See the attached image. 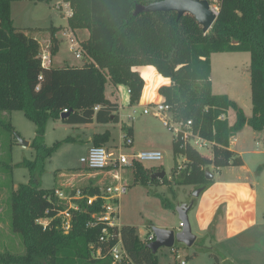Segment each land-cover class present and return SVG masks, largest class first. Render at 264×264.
Wrapping results in <instances>:
<instances>
[{
    "label": "trees",
    "instance_id": "16d2710c",
    "mask_svg": "<svg viewBox=\"0 0 264 264\" xmlns=\"http://www.w3.org/2000/svg\"><path fill=\"white\" fill-rule=\"evenodd\" d=\"M0 0V116L21 111L36 125L33 147L42 160L24 161L16 167L30 170L27 184L12 187L9 197L12 229L23 237L25 253H0L4 264H113L109 253L115 240L101 242L106 225L93 226V215L104 209L102 190L118 179L91 178L83 188L82 197L70 203L60 199V187L42 189L37 177L44 173V161L53 149L44 144L49 119H60L67 110L64 123L106 125L120 121V106L105 96L106 85L129 88L131 105L138 103L144 88L136 67L154 66L158 73L170 79L169 86L159 89L165 104L171 108L176 122L192 123L194 135L213 143L212 156H203L190 140H174V154L184 155L187 167L173 172L176 184H193L206 191L213 180L206 179L210 167L222 169L241 167V156L230 150L232 139L248 124L254 131H264V0H218V17L205 33L192 15L178 18L176 12L142 13L134 15L137 5H149L162 0H67L73 11L68 19L72 31H88L80 42L82 66L53 67L43 65L42 56L52 57L59 50L52 27L49 41H41L28 30L14 26L12 3ZM213 5V0H208ZM50 46V47H49ZM245 52L251 56V94L253 115L247 119L244 110L227 95H216L212 89L211 56L217 53ZM41 78V79H40ZM38 88V89H37ZM98 108V109H97ZM236 120L228 121L229 111ZM0 123L3 120L0 117ZM3 125L12 130L11 123ZM133 130L128 131L132 136ZM109 131L96 134L93 146L109 142ZM1 164V163H0ZM113 169V168H112ZM90 173H103L85 168ZM134 181L155 184L153 174L141 163L132 167ZM153 173V172H152ZM110 174V173H107ZM166 178L164 179L165 183ZM108 184V185H107ZM75 195L72 193L71 196ZM88 197L97 199L90 205ZM165 207L169 205L163 202ZM71 213V229H62L60 212ZM48 221L47 225L39 223ZM118 232L131 259V264H159L156 254L140 240L132 226L110 230ZM176 244L175 249H178ZM101 248V255L96 250Z\"/></svg>",
    "mask_w": 264,
    "mask_h": 264
},
{
    "label": "rangeland",
    "instance_id": "374dc122",
    "mask_svg": "<svg viewBox=\"0 0 264 264\" xmlns=\"http://www.w3.org/2000/svg\"><path fill=\"white\" fill-rule=\"evenodd\" d=\"M63 4L64 0H17L12 3L11 18L16 28L28 30L45 47L51 45L49 30L52 27L60 29L56 33L58 37L55 36L59 50L52 59L53 67L67 65L80 67L83 61L71 51L72 43L59 40L68 24L64 9L59 8ZM217 4L218 0H213L214 8H218ZM63 39L67 40L65 37ZM78 40L79 42L86 40L83 32L78 34ZM250 63L251 56L245 52L217 53L211 56L213 93L227 95L235 101L244 110L247 119L253 115ZM143 67H146L141 74L144 88L138 103L131 105L127 86L106 85V98L117 100L122 108L118 123L71 125L64 123L62 118L49 119L44 144L53 149V152L44 161V173L41 176L37 173L41 188L49 190L60 187L59 192L63 193L68 198L67 201L74 206V200L79 199V193H82L81 188L87 186L91 178L101 177L100 181H102L110 177L109 181H111L114 179L113 176L121 171V180L118 182L127 186L128 191L113 204L114 208L118 207L116 223L120 226L135 227L140 240H146V236L153 233L154 227L180 232L182 223L176 209L180 205L194 201L189 212V220L197 241L190 248L178 245L177 250L181 260H186L187 264H264V157L260 159L262 166L256 165L254 159L257 157L250 155L243 157L253 171L249 175L248 185L259 183L258 186L254 185L258 193L256 225L253 224L254 215L251 210L253 197L248 187L237 189L239 186H234L233 194L227 192V188L231 187L228 183L238 181L235 176L238 170L234 172L229 167L222 169L210 167L209 172L214 176L213 184L198 198H194L196 185L176 184L173 181L176 167L179 172L187 167L184 155L174 154L175 134L165 127L160 119L142 114L144 108L164 102L159 88L164 85L162 82L166 81L154 66ZM133 107L140 111L133 120H130ZM0 117L4 124L11 123L13 126V129L9 130L0 123V253L8 251L14 255H22L25 253L23 237L12 229L11 206L8 200L12 187L17 188L20 184H27L31 174L28 168H19L15 165L24 161L35 162L37 159L41 161L43 154L41 155L32 146L36 137V125L23 112L3 113ZM227 119L230 124L235 122L234 111H229ZM130 129L134 132V144L125 146L124 137L128 135ZM107 131L110 133V139L103 147L114 160L120 154L129 157L142 151H160L163 154L161 162L142 165L146 167L148 175L164 172L167 182L163 183L165 178L157 179V183L150 185L144 184L140 179L135 182L132 173L134 165L122 166L120 171L110 167L97 175L85 170L86 167L81 159L87 157L89 149L93 146L92 138ZM16 135L27 141L30 146L28 148L20 146ZM237 140L239 143L235 146L243 145L242 150H264V131L256 132L248 124L238 135ZM197 149L203 156H212V148ZM110 183L103 188V194L112 186ZM116 184L118 183L113 186ZM213 192L217 193L213 194ZM72 193L75 195L71 196ZM219 195H223L220 205L214 208L212 219L202 229L199 226L202 218L200 210L205 209L208 203L212 207L211 201H216ZM226 200L235 205L233 219L247 224L243 228L246 230L236 233L235 236H231L226 227L227 220L229 222L228 213L231 211L229 205H223L226 204L224 203L227 202ZM163 202L169 207H165ZM229 216L231 217L232 214ZM232 223L234 228L236 223L235 221ZM156 258L159 264H175L173 251L168 248L160 249ZM0 264L4 263L0 262Z\"/></svg>",
    "mask_w": 264,
    "mask_h": 264
},
{
    "label": "built area",
    "instance_id": "2783aa9c",
    "mask_svg": "<svg viewBox=\"0 0 264 264\" xmlns=\"http://www.w3.org/2000/svg\"><path fill=\"white\" fill-rule=\"evenodd\" d=\"M60 9H64V16L68 20L73 17V11L70 7V4L67 0H64L63 6H59ZM218 11V8H216ZM67 38L66 41H70L72 43L71 51H73L78 58H82V50L80 46V42L78 38L75 36L74 32L68 28L65 31L64 35ZM43 65L48 66L52 64L51 58L49 55L44 54L42 56ZM41 79V78H40ZM38 89V88H37ZM98 109V108H97ZM122 108L120 107V111ZM132 116L129 117L130 120H133L140 111V109L133 107ZM64 114L68 113L67 110L63 111ZM142 114L145 116H152L155 118L160 119L164 126L168 129H171L175 134V138L179 139L181 136L183 140H190V143L197 149L198 147L202 148H213V143L207 140L200 138L198 135H194L191 127L192 123H183V122H176L172 116L171 108L169 105L165 104V102L148 106L142 110ZM120 119H121V112H120ZM134 139L132 136L127 135L124 137L123 145L125 146H133ZM163 160V154L160 151H142L139 153H134L132 156H125L120 154V156L114 160L111 158L108 150L104 147H95L92 146L89 149L88 155L85 158L81 159V162L84 166L90 170L103 172L108 170L110 167H113L117 170H121L122 166H132L136 163H158ZM121 172V171H120ZM120 172L116 174V177L121 180ZM128 189L127 186L123 185L121 182L118 184L108 187L103 194V199L105 201L103 209L104 211L99 214L93 215V222L91 223L93 226H96L100 223L106 225V228L103 230V236L101 237V242H108L110 240H115V244L111 247L109 253L113 259V264H131L132 261L129 258V255L123 245L122 238L120 234L116 231V233L110 232V230H114L115 228L119 229L122 227L116 223V218L118 217V207H113L114 203L120 200L121 196L127 193ZM58 196L62 200H66L63 193L58 192ZM83 198L82 194L79 193V199ZM97 198L96 197H88V204H92ZM71 208L78 210L77 207L71 205ZM58 217L63 219V226L62 229L65 233H68L71 229V213L69 210L60 212ZM40 224L47 225L48 221L40 220ZM182 227V224H181ZM155 240V235L153 233L146 236V240H144L147 244L152 243ZM174 254V262L175 264H187L186 260H181L179 255V251L175 248L171 249ZM97 255H101V248L96 250ZM181 260V261H180Z\"/></svg>",
    "mask_w": 264,
    "mask_h": 264
},
{
    "label": "water",
    "instance_id": "95a60500",
    "mask_svg": "<svg viewBox=\"0 0 264 264\" xmlns=\"http://www.w3.org/2000/svg\"><path fill=\"white\" fill-rule=\"evenodd\" d=\"M157 12H176L178 18L189 14L195 17L198 23L203 27L205 33H207L218 17L219 11H216L208 0H162L159 2H154L149 5H137L135 8L134 15H139L142 13H157ZM68 115L63 114L62 119L67 118ZM20 146L28 148L30 144L27 141L22 140L18 135H16ZM165 173H155L152 175V180L165 178ZM206 179L213 180V175L207 171ZM203 188L197 189L194 194V198H198L203 192ZM194 205V201L190 204H184L177 207L176 211L179 215V219L182 223L181 231L175 233L171 230H165L161 228H152V232L155 235V240L148 244V248L157 254V252L162 248L173 249L176 244H181L186 247H192L196 241L197 236L192 232L191 223L189 220V212Z\"/></svg>",
    "mask_w": 264,
    "mask_h": 264
},
{
    "label": "crops",
    "instance_id": "0c3cea01",
    "mask_svg": "<svg viewBox=\"0 0 264 264\" xmlns=\"http://www.w3.org/2000/svg\"><path fill=\"white\" fill-rule=\"evenodd\" d=\"M213 6V5H212ZM68 24H67V27H66V30H68ZM74 32V34H75V36L78 38V34H80V32L82 33L83 32V35H84V37L87 39L88 37H89V32L88 31H80V30H76V31H73ZM65 33V32H64ZM57 36V35H56ZM58 37V36H57ZM64 37L62 36V37H59V40H64V41H66V39H63ZM52 59H53V57H52ZM82 60V59H81ZM52 65H53V62H52ZM71 66V65H70ZM143 68H146V67H136L135 68V70L141 75L142 73H143ZM166 79V78H165ZM162 83H164V85H162V86H160V88L161 87H163V86H169L170 84H171V81H170V79H166V81L165 82H162ZM159 88V89H160ZM128 93H129V90H128ZM161 96V95H160ZM161 98H162V100H164V98L161 96ZM110 100V99H109ZM112 102H117V100H111ZM161 103H163V101L161 102ZM160 104V103H159ZM153 105H155V104H153ZM150 106H152V105H150ZM92 124H94V123H92ZM88 125H90V124H88ZM133 130V129H132ZM239 135V134H238ZM238 135L236 136V137H234L233 139H232V142H231V145H230V150L231 151H233V152H235L236 154H238L239 156H241L242 157V159H243V157H245V155H250V156H253V157H257V158H255L254 159V161H256V165H260V166H262L261 164H263V163H261L260 162V159L262 158V157H264V150H261V149H257V150H253V151H245V150H242L243 149V145H237V146H235V144L236 143H239V140H237V137H238ZM132 137H134V132H133V134H132ZM256 139H258V138H256ZM92 140H93V138H92ZM257 145H259V147H260V144L258 143ZM235 146V147H234ZM243 162H244V166H241V167H229L230 169H232L234 172H235V170H238L237 172L238 173H236L235 174V176H236V179L238 180V181H236V182H229L228 183V185L229 186H231V187H229V188H227V192H230V193H234V191L233 190H235V187L234 186H239L237 189H240V188H242L243 187V189H244V187L246 188V187H248V190L251 192L250 193V195H252V197H253V202H252V207H251V210H252V213H253V215H254V219H253V224H255L256 225V219H255V217H256V213H257V202H256V199H257V197H258V193H257V187L255 188V186H258V182H254L255 184H251V186L250 185H248L249 183V175L250 174H252V172L253 171H251L250 170V168H249V166L245 163V161L243 160ZM264 165V164H263ZM120 175H122L121 174V172H120ZM121 177V176H120ZM213 179H214V176H213ZM117 183H118V181H117ZM255 185V186H254ZM215 193H217V192H215ZM214 192H213V194H215ZM218 196V195H217ZM222 197H223V195H219V197H217V199H216V201H211V203L213 204V206L212 207H210L209 206V203H208V205H207V207L205 208V209H202V210H200L201 212H200V215L202 216V218H201V220L199 221V226L202 228V229H204V227L209 223V220H211L212 219V214H213V210H214V208L215 207H218L219 205H220V199H222ZM227 201V200H226ZM224 203H226V204H223L224 206H228L229 205V208L231 209V211L228 213L229 215H231L232 214V216L230 217L229 215H228V219H229V222H228V220H227V225H226V227H228V229H229V232H230V234H231V236H235L236 235V233H238V232H243V231H245L246 229H244L243 230V228L247 225H245V224H243V223H241V222H239L238 220H234L233 219V217H234V215L233 214H235V212H234V204H230L228 201L227 202H224ZM240 212V211H239ZM203 217H205V218H203ZM257 218V217H256ZM199 220V219H198ZM232 221H235V223H236V225H235V227L234 228H232L233 227V223H232ZM207 223V224H206ZM233 233V234H232Z\"/></svg>",
    "mask_w": 264,
    "mask_h": 264
}]
</instances>
